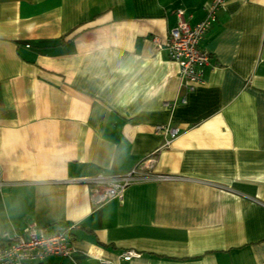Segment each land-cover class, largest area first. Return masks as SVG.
<instances>
[{
	"label": "crops",
	"instance_id": "obj_1",
	"mask_svg": "<svg viewBox=\"0 0 264 264\" xmlns=\"http://www.w3.org/2000/svg\"><path fill=\"white\" fill-rule=\"evenodd\" d=\"M209 1L0 0V238L75 235L72 257L33 264H264V0L218 11L192 91L155 48ZM157 124L179 128L167 147ZM150 154L173 179L98 206L76 180Z\"/></svg>",
	"mask_w": 264,
	"mask_h": 264
},
{
	"label": "built area",
	"instance_id": "obj_2",
	"mask_svg": "<svg viewBox=\"0 0 264 264\" xmlns=\"http://www.w3.org/2000/svg\"><path fill=\"white\" fill-rule=\"evenodd\" d=\"M227 0H210L204 7L205 14L196 23L186 21L180 12L177 24L169 31L165 42L155 39L156 49L165 48L171 61L178 65V74L184 81L188 91L203 84L205 67L209 64V53L200 47V41L217 18L218 11ZM183 100V99H182ZM175 102H164L169 108ZM155 132L164 135L162 147H167L178 135L179 128L157 124ZM154 154L138 162L124 173H96L76 179L87 185L89 198L93 206H98L106 200L122 199L129 185L149 179L168 180L174 176L168 174H153ZM73 226L62 227L55 231H47L34 223L27 225L21 232H4L0 238V264H33L58 255L72 257L75 246ZM140 256L135 250H122L118 258L129 261ZM100 264H110L108 260L100 259Z\"/></svg>",
	"mask_w": 264,
	"mask_h": 264
}]
</instances>
